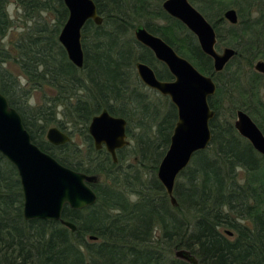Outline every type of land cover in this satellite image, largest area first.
I'll use <instances>...</instances> for the list:
<instances>
[{
	"label": "trees",
	"instance_id": "1",
	"mask_svg": "<svg viewBox=\"0 0 264 264\" xmlns=\"http://www.w3.org/2000/svg\"><path fill=\"white\" fill-rule=\"evenodd\" d=\"M9 1L0 0V41L11 24ZM14 1L43 20L40 14L53 11L55 21L52 27L35 21L16 43L15 60L30 88L0 67V93L19 112L31 140L43 151L65 166L101 179L91 184L97 195L94 204L79 210L64 207L62 217L75 223V231L58 221L26 220L17 171L0 154V264H190L173 256L180 248L190 250L198 264H264V156L232 126L236 109L252 116L254 111L234 97V93L245 96L243 77L225 75L240 56L247 58V66L264 61V0H199L216 31L217 46L236 50L217 74L196 37L162 9L163 0H94L103 20L100 25L88 20L82 28V68L68 60L57 39L67 17L62 0ZM233 6L238 9V22L226 25L223 12ZM137 25L162 37L216 83L209 98L215 111L211 141L177 176L176 206L156 176L176 109L168 97L142 90L146 86L134 64L147 63L162 80L172 76L151 50L127 36ZM9 58L10 53L0 52V62ZM44 85L54 92L44 93L41 103L26 110L28 119L19 104L27 103L32 89ZM102 109L125 118L126 132L134 141L117 151L116 163L105 149L96 150L88 135L91 118ZM255 123L264 133L260 118ZM49 124L66 132L70 140L59 146L42 140ZM77 130L86 136L85 152L71 142ZM55 150L65 153L58 156ZM128 152L137 155L138 163L123 164ZM241 172L246 175L242 181Z\"/></svg>",
	"mask_w": 264,
	"mask_h": 264
},
{
	"label": "water",
	"instance_id": "2",
	"mask_svg": "<svg viewBox=\"0 0 264 264\" xmlns=\"http://www.w3.org/2000/svg\"><path fill=\"white\" fill-rule=\"evenodd\" d=\"M67 17L61 26L57 39L64 48L68 60L82 68L84 53L81 31L88 20L96 25L102 23L94 0H62ZM162 9L180 21L197 39L201 51L212 60L214 72H221L236 50L225 46L217 50V34L204 15L189 0H163ZM223 18L230 24L238 22L235 8H226ZM134 39L147 47L155 59L164 64L172 79H159L154 69L145 62L134 64L138 79L146 87L167 96L176 109V121L169 139V145L161 158L156 176L162 184L170 202L176 206L173 195L174 184L179 173L185 169L195 152L206 149L211 141L210 121L215 111L209 105V98L215 94L216 83L210 75L201 72L188 59L177 53L162 37L151 33L143 25L133 29ZM255 72L264 74V61L253 64ZM127 121L112 115L107 109L95 114L87 127L95 149L102 147L116 163L118 149L128 145ZM233 126L237 133L264 156V133L248 113L236 109ZM45 137L54 146L70 140L69 135L57 126L47 128ZM0 154L16 169L23 196L22 213L26 220L48 219L76 230L72 221L63 219L65 206L73 210L83 209L95 203L96 192L91 184L99 180L98 175L74 170L60 163L51 154L35 144L24 127L19 112L11 107L0 93ZM231 235L230 230H226ZM89 239H96L89 236ZM174 254L190 264L198 260L190 250L176 249Z\"/></svg>",
	"mask_w": 264,
	"mask_h": 264
},
{
	"label": "rangeland",
	"instance_id": "3",
	"mask_svg": "<svg viewBox=\"0 0 264 264\" xmlns=\"http://www.w3.org/2000/svg\"><path fill=\"white\" fill-rule=\"evenodd\" d=\"M189 2L197 10H199L205 17L204 12L201 11L202 4L200 3L199 0H195V1L189 0ZM233 8L236 9L237 14H238L237 7L233 6ZM7 12H8L11 24H10V27L8 28V30H7V33H6L5 37L0 41V52L5 51V52L10 53L11 54V58L0 62V67L11 71L12 74L15 76V78L19 81V83L21 85H23L26 88L27 87L30 88V84L28 82H26V80L24 79V76L22 75V72H21V70L19 68V64L15 60V57H16L15 47H16V43L19 40V38L25 37L26 36V31L29 30V32H30V30H32L34 25L37 24L35 21H40L41 22L43 19L35 16L37 13L34 10H31L28 7L24 8L20 3L15 2L14 0H10L8 2V4H7ZM40 15H41L42 18H43V16H45L43 21L45 23H47L48 26L50 25V27H52L53 22L55 21L53 11L49 12V14H43V15L40 14ZM205 18L207 19V17H205ZM225 22H226L225 23L226 25H228V24L232 25L226 20H225ZM133 29L128 31L127 36H133ZM31 32H33V31H31ZM181 35H182V33H181ZM216 47H217L218 51H221L222 48L224 47V44H221V45L216 46ZM181 56H183V55H181ZM189 61L191 62V60H189ZM246 61H247V58H245V57L243 58L241 56L238 58V60L236 59L235 61H232L231 62V66L232 67H230V69H228V71H226L225 75H230L232 73H235V74L239 73L240 76L243 77L242 78V80H243V90L242 91L245 94V96H243V98H242V97H240V94L234 93V97L239 102L241 100H243L242 103H246L248 105L249 112H251V110L254 111V113H253L254 116H252V114H251L250 117L252 119H254V121H255V118L256 119H257V117H258V119L260 118V120L262 121L261 125L264 126V118L261 116V112H262L261 110H264V75L260 74V72L259 73L255 72V70L253 68V64H254L255 61L253 62L252 66H247L246 65ZM228 63H229V61L227 62V64ZM146 89H148V90H146ZM142 90H146L148 94H151V91H154L156 93V95L157 94L161 95L157 91H155L153 89H150L148 87H144V88H142ZM53 92L54 91L51 88H49L48 86H45V85L42 88H40V89H34V90L32 89V92L30 93V97L28 98V100L26 99L27 103H25V104L22 103V104H19V105L22 106L24 111H26V110H28L30 108L32 109L33 107H35V105L37 103H41L42 102L44 93H46L48 95L49 93H53ZM49 96H50V94H49ZM154 96H155V94H154ZM164 97H167V96H164ZM252 98H255L256 100H252ZM224 103H225V105L221 104L223 110H224V107H226V102L224 101ZM60 110H61V108H57V111H60ZM26 116L28 117V119H30L28 111H26ZM58 117H60V116H58ZM231 120H232V122H234L235 114H234V116L232 117ZM133 124L134 123L132 121L131 127L133 126ZM50 126H55V125L54 124H49L45 128V133H46L47 128L50 127ZM45 133L41 137V139L44 140L45 142H47L46 137H45ZM127 139L129 141V143L125 147H129L132 143H134L133 139L130 138L128 135H127ZM71 142H73L74 144L76 143L78 145L79 149H81L83 152L86 151L85 146L87 145L86 144L87 143V139H86L85 134L82 131H78V130L74 131L72 136H71ZM125 147H123V148H125ZM123 148H121V149H123ZM64 151L63 150H55V154L58 155V156H61L62 154L65 153ZM67 154H68L69 158H72L71 157V155H72L71 151H68ZM74 160H76V159H74ZM130 162L136 164V163H138V158H137L136 154L128 152V156H126L125 160L123 161V164L126 165L127 163H130ZM95 175H97V174H95ZM98 177H99L98 181H100L101 177L99 175H98ZM243 179L244 180L246 179V175H245L244 172H241L240 173V180L242 181ZM97 182H95V183H97ZM174 251H173V256L175 258H177L175 256V254H174ZM177 259H179V258H177Z\"/></svg>",
	"mask_w": 264,
	"mask_h": 264
},
{
	"label": "flooded vegetation",
	"instance_id": "4",
	"mask_svg": "<svg viewBox=\"0 0 264 264\" xmlns=\"http://www.w3.org/2000/svg\"><path fill=\"white\" fill-rule=\"evenodd\" d=\"M162 4V3H161ZM217 41H218V38H217ZM216 46H217V44H216ZM225 47V46H224ZM233 48V47H232ZM259 60H262V59H259ZM258 60V61H259ZM212 61V60H211ZM257 61V60H256ZM263 61V60H262ZM198 69V68H197ZM214 71V70H213ZM216 73V72H215ZM217 73H219V72H217ZM205 74V73H204ZM261 74V73H260ZM206 75H208V74H206ZM264 75V74H263ZM211 76V75H210ZM212 77V76H211ZM213 78V77H212ZM214 80V79H213ZM212 97V96H211ZM236 111V110H235ZM255 122V121H254ZM233 126V125H232ZM258 126V125H257ZM127 127V126H126ZM211 129V128H210ZM212 134V133H211ZM89 135V134H88ZM128 135V134H127ZM91 137V136H90ZM92 139V138H91ZM92 143H93V141H92ZM119 150V149H118ZM117 150V151H118ZM117 151H116V153H117Z\"/></svg>",
	"mask_w": 264,
	"mask_h": 264
}]
</instances>
